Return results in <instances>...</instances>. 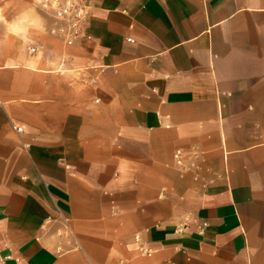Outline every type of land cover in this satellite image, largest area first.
Here are the masks:
<instances>
[{"label": "crops", "instance_id": "0c3cea01", "mask_svg": "<svg viewBox=\"0 0 264 264\" xmlns=\"http://www.w3.org/2000/svg\"><path fill=\"white\" fill-rule=\"evenodd\" d=\"M85 1L0 0V264H264V0Z\"/></svg>", "mask_w": 264, "mask_h": 264}, {"label": "built area", "instance_id": "2783aa9c", "mask_svg": "<svg viewBox=\"0 0 264 264\" xmlns=\"http://www.w3.org/2000/svg\"><path fill=\"white\" fill-rule=\"evenodd\" d=\"M38 3L52 17L51 33L62 37L67 44L80 36L87 17L88 4L85 0H39ZM14 128L18 132L22 131L19 126Z\"/></svg>", "mask_w": 264, "mask_h": 264}, {"label": "rangeland", "instance_id": "374dc122", "mask_svg": "<svg viewBox=\"0 0 264 264\" xmlns=\"http://www.w3.org/2000/svg\"><path fill=\"white\" fill-rule=\"evenodd\" d=\"M34 0H32V2H33Z\"/></svg>", "mask_w": 264, "mask_h": 264}]
</instances>
